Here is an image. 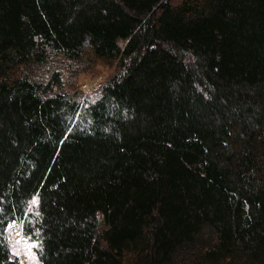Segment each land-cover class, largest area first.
I'll return each mask as SVG.
<instances>
[{
	"label": "trees",
	"instance_id": "1",
	"mask_svg": "<svg viewBox=\"0 0 264 264\" xmlns=\"http://www.w3.org/2000/svg\"><path fill=\"white\" fill-rule=\"evenodd\" d=\"M85 52V105L18 73ZM13 222L41 264H264V0H0V264Z\"/></svg>",
	"mask_w": 264,
	"mask_h": 264
},
{
	"label": "rangeland",
	"instance_id": "2",
	"mask_svg": "<svg viewBox=\"0 0 264 264\" xmlns=\"http://www.w3.org/2000/svg\"><path fill=\"white\" fill-rule=\"evenodd\" d=\"M119 72L115 61L91 58L88 52L78 61H71L61 55L51 54L47 61L37 67L20 69L18 73L37 81H48L53 73L60 78V91L78 96L85 105L93 102L99 95L101 86ZM37 215V196H33L27 206V217ZM9 250L12 257L23 264H41L36 249L38 243L22 233L19 223L7 227Z\"/></svg>",
	"mask_w": 264,
	"mask_h": 264
}]
</instances>
